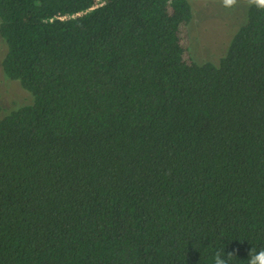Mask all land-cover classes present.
<instances>
[{
    "label": "trees",
    "instance_id": "1",
    "mask_svg": "<svg viewBox=\"0 0 264 264\" xmlns=\"http://www.w3.org/2000/svg\"><path fill=\"white\" fill-rule=\"evenodd\" d=\"M188 0H0V264H247L264 249V9L185 60Z\"/></svg>",
    "mask_w": 264,
    "mask_h": 264
},
{
    "label": "rangeland",
    "instance_id": "2",
    "mask_svg": "<svg viewBox=\"0 0 264 264\" xmlns=\"http://www.w3.org/2000/svg\"><path fill=\"white\" fill-rule=\"evenodd\" d=\"M193 18L188 26L180 29V43L187 47L184 59L198 62H218L224 56L232 36L244 24L249 0H239L238 5L225 9L222 0H188ZM5 44L0 38V64ZM30 94L19 84L7 80L0 66V106L11 107L13 101L28 103Z\"/></svg>",
    "mask_w": 264,
    "mask_h": 264
},
{
    "label": "clouds",
    "instance_id": "3",
    "mask_svg": "<svg viewBox=\"0 0 264 264\" xmlns=\"http://www.w3.org/2000/svg\"><path fill=\"white\" fill-rule=\"evenodd\" d=\"M239 0H222L225 9L231 10L235 8ZM250 4H254L258 8L264 9V0H249ZM235 257L233 253L225 254L224 248L214 253V264H230L231 259ZM247 264H264V249H250L247 256Z\"/></svg>",
    "mask_w": 264,
    "mask_h": 264
}]
</instances>
